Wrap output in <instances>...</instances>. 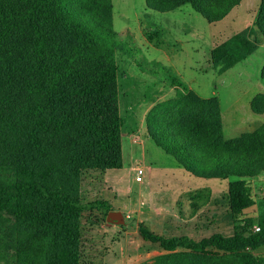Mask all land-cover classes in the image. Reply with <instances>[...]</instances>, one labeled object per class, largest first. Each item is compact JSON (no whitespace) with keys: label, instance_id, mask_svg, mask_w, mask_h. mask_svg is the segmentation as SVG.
Returning a JSON list of instances; mask_svg holds the SVG:
<instances>
[{"label":"trees","instance_id":"obj_1","mask_svg":"<svg viewBox=\"0 0 264 264\" xmlns=\"http://www.w3.org/2000/svg\"><path fill=\"white\" fill-rule=\"evenodd\" d=\"M241 1L146 0L159 11L190 3L209 22ZM112 20V0H0V241L15 264H79L83 213L111 209L105 199L84 201L81 181L86 169L123 165ZM258 32L264 40V0L252 25L211 49L217 71L254 53ZM172 77L182 90L163 109L174 115L151 123L150 136L192 173L229 180L234 231L196 239L140 225L167 251L148 264H185L173 253L180 248L216 250L197 264H262L252 251L264 244V215L257 224L245 209L254 204L251 178L264 171V123L226 138L219 98ZM259 99L252 108L264 112Z\"/></svg>","mask_w":264,"mask_h":264},{"label":"rangeland","instance_id":"obj_2","mask_svg":"<svg viewBox=\"0 0 264 264\" xmlns=\"http://www.w3.org/2000/svg\"><path fill=\"white\" fill-rule=\"evenodd\" d=\"M112 1V28L119 33L115 63L120 73L123 165L84 170L81 191L84 201H109L110 211L124 214V223L111 222L98 210L85 211L79 264L163 262L160 256L167 251L145 239L140 225L165 236L187 234L200 239L215 232L230 235L234 222L227 198L229 180L187 170L155 143L149 125L174 115L173 108L167 112L163 107L182 90L173 84L172 75H176L188 88L203 97L217 96L223 108H228L226 134L250 129L241 126L230 133L239 120L233 103L247 104L259 83L264 86L263 35L256 33L261 41L247 60L223 73L212 63L210 52L214 41L245 29L246 21L256 14L257 20L262 0H243L232 15L217 22H209L190 3L159 11L148 7L146 0ZM259 100L258 106H264ZM139 167L144 168L141 179ZM251 185L254 204L245 213L258 224L264 215V182L255 176ZM215 251L198 255L180 248L173 253L181 252L178 263L197 264L210 262L207 256ZM252 252L264 264V244ZM0 264H15L1 241Z\"/></svg>","mask_w":264,"mask_h":264},{"label":"crops","instance_id":"obj_3","mask_svg":"<svg viewBox=\"0 0 264 264\" xmlns=\"http://www.w3.org/2000/svg\"><path fill=\"white\" fill-rule=\"evenodd\" d=\"M243 1V0H242ZM241 1V2H242ZM241 4V3H240ZM239 4V5H240ZM238 6V5H237ZM235 6L224 18H227L228 16L232 15L235 11V8L237 7ZM233 12V13H232ZM256 17H257V14H256ZM256 17H254V19H252L251 21V18L246 21V27L252 25L254 23V21L256 20ZM224 18H222L221 20H223ZM253 18V17H252ZM220 21V20H218ZM217 22V21H215ZM245 27V28H246ZM241 31V30H240ZM239 32V31H237ZM235 32V33H237ZM230 37V36H229ZM229 37L225 38L228 39ZM224 39L223 40H219L218 42L217 41H214V44L212 46V48H214L215 46H217L218 44L222 43L223 41H225ZM211 48V49H212ZM253 54V53H252ZM251 54V55H252ZM250 55V56H251ZM250 56H248L246 59H244L243 61L247 60ZM236 65V64H235ZM234 65V66H235ZM233 67V66H232ZM231 67V68H232ZM228 70V69H227ZM227 70H225L224 72H226ZM223 73V72H222ZM243 85V84H242ZM244 86V85H243ZM259 86V87H258ZM257 86V89L254 90L253 94L251 95V97L249 98L248 100V103L245 104V105H241L242 103L241 102H238V100H234V105L237 106L238 104V107L235 106V108L233 109L235 111V113L237 114V118H239L238 122H237V125L233 126L232 128H230V133L232 134L233 131H235L236 129H239V127L241 126H245V127H250L249 130L247 131H243L241 132L240 134L244 133V132H249V131H253L255 129H257L261 124L264 123V112H256L254 111V109L252 108V101L253 99L258 95V94H264V86H262L260 83L259 85ZM210 97V96H208ZM220 105H221V114H222V121H223V128H224V134L226 136V138H233V137H236V136H239L240 134L238 135H229V134H226V130H225V117L227 115V113L229 112L228 108L224 109L221 102H220ZM244 115V116H243ZM256 115V116H255ZM257 178H259L260 180H262V182H264V171L262 173H260Z\"/></svg>","mask_w":264,"mask_h":264},{"label":"water","instance_id":"obj_4","mask_svg":"<svg viewBox=\"0 0 264 264\" xmlns=\"http://www.w3.org/2000/svg\"><path fill=\"white\" fill-rule=\"evenodd\" d=\"M107 219L111 222L124 223V214L118 210L109 211Z\"/></svg>","mask_w":264,"mask_h":264},{"label":"built area","instance_id":"obj_5","mask_svg":"<svg viewBox=\"0 0 264 264\" xmlns=\"http://www.w3.org/2000/svg\"><path fill=\"white\" fill-rule=\"evenodd\" d=\"M144 174V168L143 167H139L137 170V177L138 179L142 178V175ZM255 229H259V226L257 224H255Z\"/></svg>","mask_w":264,"mask_h":264}]
</instances>
